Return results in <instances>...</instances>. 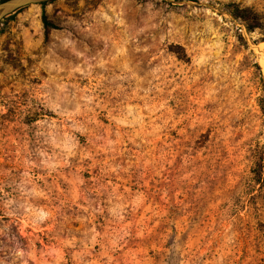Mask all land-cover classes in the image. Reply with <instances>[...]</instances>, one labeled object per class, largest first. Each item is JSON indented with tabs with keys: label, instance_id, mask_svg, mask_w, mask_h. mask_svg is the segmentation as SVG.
<instances>
[{
	"label": "rangeland",
	"instance_id": "1",
	"mask_svg": "<svg viewBox=\"0 0 264 264\" xmlns=\"http://www.w3.org/2000/svg\"><path fill=\"white\" fill-rule=\"evenodd\" d=\"M45 11L0 23V264H264V0Z\"/></svg>",
	"mask_w": 264,
	"mask_h": 264
},
{
	"label": "trees",
	"instance_id": "2",
	"mask_svg": "<svg viewBox=\"0 0 264 264\" xmlns=\"http://www.w3.org/2000/svg\"><path fill=\"white\" fill-rule=\"evenodd\" d=\"M1 1V0H0ZM50 0H43L38 4L41 6V20L44 27L45 32H47L48 28L52 26L50 21L47 18V14L45 11V5ZM22 7L14 10L10 14L6 15L0 23L5 22L6 19L13 16L17 11H19ZM224 10L228 13L233 20H239L245 30L247 32H251L256 28L261 26L260 17L258 13L250 6L241 5L235 1H229L224 4ZM261 41H264V36L261 37ZM169 50L177 55L179 58L187 59V55L183 48L178 44L169 45ZM258 69L259 81L262 85V95L257 98L258 107L260 110V115L264 120V88H263V77L261 72L259 71V65L257 62L254 63ZM251 156L253 158V165L250 169L251 172V181L259 185V187L264 186V144L260 145L256 143L254 147L250 148Z\"/></svg>",
	"mask_w": 264,
	"mask_h": 264
},
{
	"label": "water",
	"instance_id": "3",
	"mask_svg": "<svg viewBox=\"0 0 264 264\" xmlns=\"http://www.w3.org/2000/svg\"><path fill=\"white\" fill-rule=\"evenodd\" d=\"M43 0H1L0 1V20L14 10L28 4L39 3Z\"/></svg>",
	"mask_w": 264,
	"mask_h": 264
},
{
	"label": "bare ground",
	"instance_id": "4",
	"mask_svg": "<svg viewBox=\"0 0 264 264\" xmlns=\"http://www.w3.org/2000/svg\"><path fill=\"white\" fill-rule=\"evenodd\" d=\"M264 42H260L259 46H263ZM261 65H262V68L264 70V55L261 56Z\"/></svg>",
	"mask_w": 264,
	"mask_h": 264
}]
</instances>
